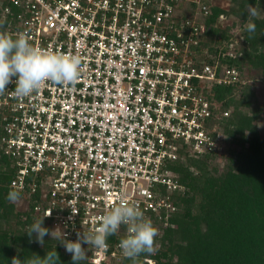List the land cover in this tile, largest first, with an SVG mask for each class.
I'll use <instances>...</instances> for the list:
<instances>
[{
  "label": "built area",
  "instance_id": "1",
  "mask_svg": "<svg viewBox=\"0 0 264 264\" xmlns=\"http://www.w3.org/2000/svg\"><path fill=\"white\" fill-rule=\"evenodd\" d=\"M8 2L4 32L79 54L86 66L74 86L48 83L18 99L12 83L0 95V153L14 168L9 191L20 190L26 203L34 198L35 213H51V230L60 227L71 241L120 199L167 226L177 210L171 197L185 190L173 165L224 150L231 108L212 97L216 86L244 83L221 62L240 56L236 44L215 55L198 50L208 31L202 0ZM223 18L214 26L224 29ZM125 235L122 226L87 262L123 257Z\"/></svg>",
  "mask_w": 264,
  "mask_h": 264
},
{
  "label": "trees",
  "instance_id": "2",
  "mask_svg": "<svg viewBox=\"0 0 264 264\" xmlns=\"http://www.w3.org/2000/svg\"><path fill=\"white\" fill-rule=\"evenodd\" d=\"M202 3L208 11L204 18L208 31L198 50L207 49L215 55L220 48L227 50L230 43L240 46V56L221 62L238 70L241 80L248 74V82L214 88L212 99L224 109L232 108L223 122L224 150L221 155L186 157L173 165L175 179L185 190L171 197L177 210L169 224H154L158 229L155 253L141 254L138 264H147L146 260L154 264H264V138L258 129V123L264 122V102H259L253 85L248 84L264 82V0H230L228 9L208 0ZM7 5L8 0H0V19ZM249 5L263 12L254 19L257 28L251 36L244 27ZM220 16L238 22L220 29L214 26ZM5 28L6 22L0 21V32ZM237 29L243 37L241 43L233 33ZM2 133L0 124V138ZM13 177L12 161L0 153V264H12L13 257L24 260L33 253L43 258L55 247L59 264H74L71 254L50 235L45 236L44 246L35 242L34 236L30 242L28 226L43 217L34 211V198L25 210L8 202ZM43 226L51 230L50 220L44 218ZM113 241L111 236L107 243ZM111 264L132 261L119 257Z\"/></svg>",
  "mask_w": 264,
  "mask_h": 264
},
{
  "label": "clouds",
  "instance_id": "3",
  "mask_svg": "<svg viewBox=\"0 0 264 264\" xmlns=\"http://www.w3.org/2000/svg\"><path fill=\"white\" fill-rule=\"evenodd\" d=\"M248 21L244 27L254 34L257 28L254 19L259 18L260 11L256 6L247 7ZM85 65L79 54H61L52 50H43L29 42L24 34L17 37L6 32H0V95H4L8 85L14 83V95L18 99L30 98L39 93L46 84L52 83L65 87L74 86L85 71ZM16 78L15 80L13 78ZM8 202L17 203L21 200L20 190H10L6 197ZM36 220L28 226L26 233L32 242L45 244V236L60 242L65 251L72 256L74 264H81L88 258L90 249L107 251L109 237L118 234L123 226L126 235L119 241L123 257L138 264L141 254H154L158 229L151 219H146L144 212L137 204L120 199L117 203L105 209L103 215L89 229L77 232V239H67V234L57 227L53 230L43 226L44 218ZM88 245L85 248L84 245ZM12 264H59V255L55 250L48 251L45 257L34 254L21 260L19 256L12 258Z\"/></svg>",
  "mask_w": 264,
  "mask_h": 264
},
{
  "label": "rangeland",
  "instance_id": "4",
  "mask_svg": "<svg viewBox=\"0 0 264 264\" xmlns=\"http://www.w3.org/2000/svg\"><path fill=\"white\" fill-rule=\"evenodd\" d=\"M208 2H210V4L218 6L220 8L228 9L230 0H208ZM260 13H261V15L263 14L262 11H260ZM261 15L259 17H261ZM230 20L233 21V22H238L235 18H233V19L231 18ZM231 21L229 22L227 19L223 18V19H220L219 24L223 25V26L224 25H229L231 23ZM238 32H239L238 29L233 31V33H235L238 36L239 43H241L242 40H243V37H239V33ZM239 47L240 46H236L235 49H239ZM244 77H246V78H244V82H248V80L246 81V79H248V74H244ZM248 84L249 85H253L259 102L260 103L264 102V82H260V81L251 82L250 81ZM231 112H232V108H231ZM263 123L264 122H259L258 123V129H259L260 136L264 138V125H263ZM15 206H16L17 210H20V209L21 210H25L26 209V202L23 201V199L21 198V200L19 202L15 203ZM147 264H154V261L150 260V263H147Z\"/></svg>",
  "mask_w": 264,
  "mask_h": 264
}]
</instances>
